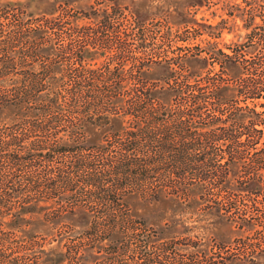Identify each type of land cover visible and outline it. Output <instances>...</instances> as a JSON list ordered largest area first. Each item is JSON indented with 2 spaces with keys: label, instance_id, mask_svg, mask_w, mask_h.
<instances>
[{
  "label": "trees",
  "instance_id": "1",
  "mask_svg": "<svg viewBox=\"0 0 264 264\" xmlns=\"http://www.w3.org/2000/svg\"><path fill=\"white\" fill-rule=\"evenodd\" d=\"M100 16V23L105 25L108 15L102 12ZM63 28V23L54 17L40 16L26 24L10 19L0 10L1 264H79L78 258L86 250L96 255L95 264L209 263L205 253H180L171 240L157 242L154 230L133 218L119 200L128 193L151 198L158 193H171L184 198L193 187L225 188L226 171L202 170L220 167L214 161L217 150H209L198 140L172 139L210 134L196 130L224 119L220 115L201 117V109L210 101L197 79L166 83L165 90L170 92L168 104L158 99L156 85L149 86L142 78L93 75L80 61L76 62L78 70H74L81 75L67 79L6 74L17 65L33 67L37 58L43 59L40 67L45 70L51 64L60 65L54 59L67 56L75 48L71 33L86 36L90 32L89 28H74L66 34L68 42L55 48ZM248 37L254 51L258 47L264 49V30L253 28ZM76 46L81 47L79 43ZM252 65L247 64V70ZM208 82L214 88L212 98L220 104L216 90L227 83L211 78ZM238 86L234 84L233 89L243 95L250 107L246 111L234 107L225 120L232 122L237 133L243 130L252 138L264 136V101H257L264 98V67L246 86ZM172 104L176 109L165 106ZM255 105L262 109L255 110ZM7 106H13L16 113L4 120L2 110ZM70 113L76 115L72 120L67 119ZM112 119L117 125L110 123ZM85 122L101 129L100 141L105 144L86 148L64 144L68 138L83 142ZM223 133L231 136V131ZM238 144L231 140L227 150L229 162L239 172L235 182L246 188L249 174L250 182L262 185V175L243 164V151ZM259 153L256 167L264 169V150ZM57 155L65 159L59 160ZM72 195L106 200L95 203L104 217L91 219L76 233L69 225H61V229L57 226L51 239L59 238L56 247H44L49 242L43 237L24 233L23 215L35 208L46 209L44 216L50 223L75 209L93 208L87 203H64ZM73 237L77 238L75 242Z\"/></svg>",
  "mask_w": 264,
  "mask_h": 264
},
{
  "label": "rangeland",
  "instance_id": "2",
  "mask_svg": "<svg viewBox=\"0 0 264 264\" xmlns=\"http://www.w3.org/2000/svg\"><path fill=\"white\" fill-rule=\"evenodd\" d=\"M0 10L10 19L17 18L26 24L40 16L57 18L65 30H62L61 40L54 43L55 48L68 42L66 34L74 28L90 29L86 36L70 32L75 48L67 56L54 59L61 62L60 65L51 64V68L45 70L40 67L43 59L37 58L33 67L17 65L6 71L8 76L67 79L80 74L76 65L80 61L93 71V75L142 78L147 85H156L155 94L165 103L170 98V92L165 90L166 83L197 79L210 101L201 109V117L220 115L224 120L196 130L210 134L174 136L172 139L198 140L209 150H217L214 161L220 169L211 166L202 170L226 171V187L206 190L193 187L184 198L171 193H158L155 198L128 193L121 196L119 202L129 209L133 218L154 230L157 242L171 240L180 253H205L210 261L207 264H264V181L256 185L248 180L251 175L247 174L246 188L240 186L235 182L239 172L235 164L229 162L227 153L231 140L239 142L243 164L264 179V169L256 167L255 163L259 151L264 150V136L252 138L243 130L237 133L232 122L225 120L234 107L245 111L250 107L233 85L246 86L247 81L264 67V49L258 47L254 51L248 37L253 28L264 30V0H0ZM102 12L108 15L105 25L100 23ZM78 43L80 48L76 46ZM253 62L255 65L251 64ZM247 64L252 65L248 70ZM210 78L223 79L227 83L216 90L220 104L211 96L214 88L208 82ZM257 101L263 102L264 98ZM165 106L176 109L173 104ZM254 108L262 109L258 105ZM15 113L13 106H7L2 110V118L9 119ZM75 116L70 113L67 119ZM110 123L117 125L113 119ZM84 131L82 143L68 138L64 144L73 148L105 144L104 140L100 141L103 139L101 129L85 122ZM230 131L231 136L223 133ZM56 158L65 159L62 155ZM105 201L72 195L64 203H87L93 208L90 211L75 209L56 223L46 221V209L35 208L23 215L24 233L43 237L49 242L44 247H56L59 238L51 239L57 226L61 229V225L66 224L73 227V233L80 232L91 219L104 217L95 203ZM71 240L75 242L77 238ZM95 257L86 250L78 262L95 264Z\"/></svg>",
  "mask_w": 264,
  "mask_h": 264
}]
</instances>
